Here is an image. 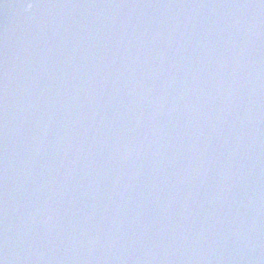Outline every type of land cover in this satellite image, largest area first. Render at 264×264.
<instances>
[{
    "label": "water",
    "instance_id": "obj_1",
    "mask_svg": "<svg viewBox=\"0 0 264 264\" xmlns=\"http://www.w3.org/2000/svg\"><path fill=\"white\" fill-rule=\"evenodd\" d=\"M0 262L264 264V0H0Z\"/></svg>",
    "mask_w": 264,
    "mask_h": 264
},
{
    "label": "clouds",
    "instance_id": "obj_2",
    "mask_svg": "<svg viewBox=\"0 0 264 264\" xmlns=\"http://www.w3.org/2000/svg\"><path fill=\"white\" fill-rule=\"evenodd\" d=\"M31 7H32V6L29 4V5H28V8H31Z\"/></svg>",
    "mask_w": 264,
    "mask_h": 264
},
{
    "label": "snow or ice",
    "instance_id": "obj_3",
    "mask_svg": "<svg viewBox=\"0 0 264 264\" xmlns=\"http://www.w3.org/2000/svg\"><path fill=\"white\" fill-rule=\"evenodd\" d=\"M32 6V4H30ZM0 264H2V262H0Z\"/></svg>",
    "mask_w": 264,
    "mask_h": 264
}]
</instances>
